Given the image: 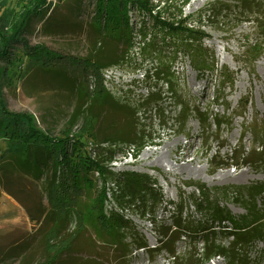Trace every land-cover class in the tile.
I'll return each instance as SVG.
<instances>
[{
  "label": "rangeland",
  "instance_id": "obj_1",
  "mask_svg": "<svg viewBox=\"0 0 264 264\" xmlns=\"http://www.w3.org/2000/svg\"><path fill=\"white\" fill-rule=\"evenodd\" d=\"M90 1L47 0L46 6L49 14L53 8L55 14H67L76 7L84 9L87 3L91 8ZM149 1L154 5L152 12L158 11L163 18L186 15L193 20L192 25H199L208 34L202 43L214 55H202L200 62L210 65L215 60L216 71L199 72L190 64L188 55L148 59L147 49L140 53L136 39L124 59L112 68L118 72L116 77L106 79V83L111 84L109 88L116 99L137 108V119L130 109L126 114L104 112L100 115L95 127L99 146L96 143L89 150L105 167V182L95 178V184L85 186L79 209H76L77 203H71L76 210L72 213H77V217L69 220L62 215L66 204L57 201L53 207L48 204L44 179L21 174L2 163L7 146L0 140V264H172L165 241H160L172 222L164 208L171 209L169 202L176 203L182 196L189 212L199 217L190 194H200L195 186H187L195 182L206 186L212 202L227 207L232 216L242 220L241 230L233 237L228 234L232 229L229 222H224L223 227L219 221L208 219L204 225L208 229L196 239L171 235L174 240L171 251L178 254V264H264V190L259 191L264 186V157L262 162H252L253 156L238 159L234 166L229 165L228 159L235 152L238 155L245 151L246 156L255 138H258L259 150L260 142H264V51L258 57L251 49L264 42V33L256 26L254 15L244 17L230 0H186V4L185 0ZM0 2L4 10H21L20 5L26 0ZM221 2L228 4L227 10L220 14L217 8H222ZM209 3H212L211 14L204 11ZM97 35L86 15L67 23L55 22L46 30L37 20L33 21L22 40L13 45L12 63L0 60V100L6 110L28 114L41 129L59 134L76 105V97L52 91L40 78L32 76L23 56V45L43 44L55 51L82 57L99 52L121 53L125 49L124 45L108 39L102 41ZM255 57L258 59L252 61ZM152 64L171 72L165 74L169 83L156 81L151 74ZM226 68L233 72L232 80L230 76L225 80ZM248 69L254 70V74L247 73ZM136 71L145 74L139 83L146 92L134 89L131 79ZM152 93L159 94V98L149 100ZM147 99L148 106L144 105ZM246 100L245 108L239 107ZM185 102L203 110L224 112L232 117V122H225L219 128L204 125L203 129L193 114L184 119L179 117L180 104ZM143 108L149 110L144 112ZM126 124L148 133L147 144L136 156L132 153L133 147L122 145L118 149L120 145H107L109 142L102 139L110 129ZM85 125L80 120L74 127L75 133ZM123 171L152 176L153 188L163 196L161 204L155 203L151 211L138 203H131L124 211L146 239V249L116 246L111 237L108 240L102 234L95 220L97 192L103 186L112 188L107 196L110 200L116 188L114 182L109 183L113 180L111 174ZM249 186H255V193L251 190L252 194L247 197L244 192Z\"/></svg>",
  "mask_w": 264,
  "mask_h": 264
},
{
  "label": "trees",
  "instance_id": "obj_2",
  "mask_svg": "<svg viewBox=\"0 0 264 264\" xmlns=\"http://www.w3.org/2000/svg\"><path fill=\"white\" fill-rule=\"evenodd\" d=\"M230 1H233L237 11L241 10L244 17L248 18L249 15H254L256 26L264 33V0ZM90 2L91 8L87 3L84 9L76 7L67 14H55V8L51 9L49 14L46 6L47 0H26L20 5L21 10L14 8L4 10L2 2H0V11H2L0 13V60H5L8 63L13 61V45L22 40L24 33L35 20L41 24L42 29L46 30L55 22L58 24L67 23L86 15L99 39L102 41L108 39L109 42L125 46L121 53L99 52L82 57L55 51L43 44L23 45V56L31 67L32 76L36 75V78H40L41 82L52 91L76 97V105L59 134L41 129L34 118L28 114L9 112L3 101L0 100V140L7 146L2 163L21 174L29 173L38 180L44 179L48 204L51 207L55 201L66 204L67 208H63L62 215L67 220L70 217H77V213L73 215L76 210L72 208V204L77 203L76 209H79L82 201L81 194L85 186H92L97 179L105 182L104 177L107 175L105 167L100 160L93 157L92 151L89 150L93 149L96 143L99 146L100 139L97 138L95 127L100 115H103L104 112L106 114L108 112L126 114L130 109L134 118L137 119V108L120 102L105 86L103 70L119 64L127 54V50L134 43L136 44V39H138L137 45L140 53H144V49H147L146 52L149 56L146 57L148 59L156 60V57L179 58L188 55L190 64L199 72L205 69H211V72H214L218 67L215 60L210 65L207 62L201 64L200 56L214 55L212 49L202 43V39L208 37V34L203 32L199 25H192L193 20H190L186 15L180 14L175 15V18L172 16L163 18L158 11L152 12L154 5L149 0H91ZM221 4L222 8H217L220 14L225 11V6L228 3L221 2ZM211 5L212 3H209L204 8L208 14L213 12L210 8ZM169 15L174 16V14ZM57 18L59 19L56 20ZM251 49L259 57L264 51V42ZM141 57L143 58V56ZM258 57L252 61H256ZM152 65L153 73L151 74L156 81L166 80L162 83H169L165 74L171 72H166L159 65ZM165 65L168 64L165 63ZM169 69H171L170 66ZM225 73V77L222 73L225 80H229V76L232 80L233 72L226 68ZM247 73L254 74V70L248 69ZM159 96V94L152 93L148 99H157ZM148 99L144 101V105H147ZM246 105L247 100L239 107L244 109ZM147 108L146 110H149ZM146 110L143 108L144 112ZM156 110L157 108L154 109V112ZM192 114L202 123L203 129L204 125L207 128L212 125L219 128L225 122H232V117L224 112H215L210 108L203 110L200 106H190L187 102L180 104L178 114L180 118L184 119ZM80 120L86 125L83 128L80 127V131L77 130L78 132L75 133L74 127L80 123ZM147 135L148 133L146 134L142 128H131L129 124H126L110 129L107 136L102 139L109 142L107 145H120L118 149L122 145L133 147L132 153L136 156L147 144ZM257 140L258 138H255L253 146L246 156L243 155L246 152L241 151L238 155L235 152V155L229 157L228 159L231 161L229 165H237L238 159L244 160L251 156H253L252 162H262L264 142H260L261 150H259L256 145ZM238 145L240 148L242 147V138ZM135 150L136 152H134ZM221 164L229 166L226 163L218 165ZM111 175L113 180L109 183L114 182L116 188L111 192L110 200L107 196L112 188L103 186L97 192L94 202L95 220L100 231L108 240L111 237L116 246L122 249H131V247L146 249L148 246L146 239L124 211L127 207H131V203L142 204L146 207L145 210L151 211L150 208L155 207V203L161 204L163 196L161 192L153 188L155 181L152 176L146 173L123 171ZM187 186H195L198 193L205 197L200 199V195L190 194V201H192L199 217L191 211L189 212L188 205L182 200V196L176 203L169 202L172 205L171 209L164 208L169 212L172 222L168 228H165L164 238L160 241H165L166 249L173 258L172 264H178L179 256L175 250L171 251L174 244L171 235H177L178 238L185 236L189 239H196L208 229V227H204L208 219L219 221V226L223 224V227L225 226L224 222H229L232 229L228 234L233 237H236L241 230L239 226L242 224V220L232 216L227 207H221L212 202L209 195L206 194L204 184L195 182L187 184ZM254 188L255 186L247 187L244 195L250 197L251 190L255 193ZM262 190H264V186L259 191ZM187 199L189 200V196ZM149 201L151 202L149 203ZM215 214L217 217L214 216Z\"/></svg>",
  "mask_w": 264,
  "mask_h": 264
},
{
  "label": "built area",
  "instance_id": "obj_3",
  "mask_svg": "<svg viewBox=\"0 0 264 264\" xmlns=\"http://www.w3.org/2000/svg\"><path fill=\"white\" fill-rule=\"evenodd\" d=\"M113 67H109V68H107V69H105L104 71L105 72H103V76H104V84H105V86H107L108 87V89L110 90V88H109V86L111 85V84H107L106 83V79H109V80H111V77H113V78H115L116 77V75H117V70L116 69H112ZM144 76H145V74H144V72H141V71H136L135 73H134V77H133V79H131V82H132V84H133V86H134V89L136 90V91H138V92H142L143 93V91L145 90V88L139 83L140 81H142V79L144 78ZM131 92H132V90H130ZM147 90H145V92H146ZM149 91V90H148ZM110 92L111 93H113L111 90H110ZM148 93V92H147Z\"/></svg>",
  "mask_w": 264,
  "mask_h": 264
},
{
  "label": "bare ground",
  "instance_id": "obj_4",
  "mask_svg": "<svg viewBox=\"0 0 264 264\" xmlns=\"http://www.w3.org/2000/svg\"><path fill=\"white\" fill-rule=\"evenodd\" d=\"M146 151L144 153H147L148 152V149H145Z\"/></svg>",
  "mask_w": 264,
  "mask_h": 264
}]
</instances>
